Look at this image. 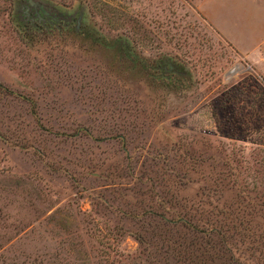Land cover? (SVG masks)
I'll use <instances>...</instances> for the list:
<instances>
[{"label": "rangeland", "instance_id": "rangeland-1", "mask_svg": "<svg viewBox=\"0 0 264 264\" xmlns=\"http://www.w3.org/2000/svg\"><path fill=\"white\" fill-rule=\"evenodd\" d=\"M15 1L0 0V264H157L121 228L144 220L129 202L189 218L218 204L264 229V75L204 0H32L64 18L31 41ZM116 41L177 77L152 81Z\"/></svg>", "mask_w": 264, "mask_h": 264}, {"label": "trees", "instance_id": "trees-1", "mask_svg": "<svg viewBox=\"0 0 264 264\" xmlns=\"http://www.w3.org/2000/svg\"><path fill=\"white\" fill-rule=\"evenodd\" d=\"M35 6L36 4L32 0L15 1V17L21 25L20 34L24 39L30 41L35 36L42 34V31L46 32L42 21L43 17L39 16L41 13ZM27 9L28 13H26ZM72 29L74 32H79V34L76 33L77 35L82 34L81 36L87 37L95 43L109 47L101 38L102 34H93L87 29L78 28L77 25H74ZM108 49L115 57L129 62L132 67H138L152 81L160 80V65H162L160 57L144 65L139 61L136 51L128 46L125 47V44L120 41H116V44ZM168 59L166 57L165 62ZM166 65L167 68L162 66L173 78L177 77L179 69L176 63L172 62ZM173 78L170 77V80ZM146 204L148 202L143 204L129 202L128 205L123 203L125 206H119L120 212L124 209L123 214L130 212L133 217L144 218L142 221L138 219L140 223L132 229L121 228L127 229L138 240L142 251H145L157 264H246L241 258L245 250L259 253L258 255L264 252L262 248L264 246V229H261L260 221L258 224L237 214L232 216L234 214L232 210H222L223 206L218 204L213 205L216 206L217 212H221L223 216L216 218H189L173 213L170 215L161 209L159 213L153 208H146ZM132 206L135 207V211L131 209ZM128 220L130 221L131 218ZM243 244H246L245 248H242ZM262 256L264 257V255Z\"/></svg>", "mask_w": 264, "mask_h": 264}, {"label": "crops", "instance_id": "crops-1", "mask_svg": "<svg viewBox=\"0 0 264 264\" xmlns=\"http://www.w3.org/2000/svg\"><path fill=\"white\" fill-rule=\"evenodd\" d=\"M204 3L203 13L218 33L264 75V13L260 8L245 0H204ZM243 18H248L247 29Z\"/></svg>", "mask_w": 264, "mask_h": 264}, {"label": "flooded vegetation", "instance_id": "flooded-vegetation-1", "mask_svg": "<svg viewBox=\"0 0 264 264\" xmlns=\"http://www.w3.org/2000/svg\"><path fill=\"white\" fill-rule=\"evenodd\" d=\"M35 7H37V5ZM37 9H39L40 13L43 15V19H42L43 23L46 22V21L53 22V20L57 21L58 19L64 18L63 16L60 17L56 13H53L52 10L51 11H49V10L47 11L46 9H43V8H40V7H37ZM28 12L29 11L27 9L26 13H28ZM39 16H41V15L39 14ZM67 20L71 21V17L67 18Z\"/></svg>", "mask_w": 264, "mask_h": 264}]
</instances>
